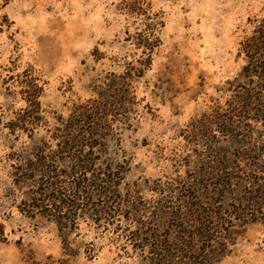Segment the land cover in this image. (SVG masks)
<instances>
[{"label": "rangeland", "instance_id": "obj_1", "mask_svg": "<svg viewBox=\"0 0 264 264\" xmlns=\"http://www.w3.org/2000/svg\"><path fill=\"white\" fill-rule=\"evenodd\" d=\"M0 264H264V0H0Z\"/></svg>", "mask_w": 264, "mask_h": 264}]
</instances>
